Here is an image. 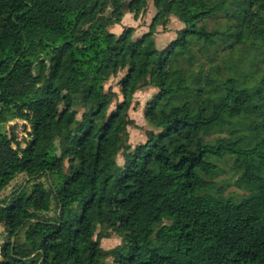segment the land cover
<instances>
[{
	"label": "trees",
	"instance_id": "trees-1",
	"mask_svg": "<svg viewBox=\"0 0 264 264\" xmlns=\"http://www.w3.org/2000/svg\"><path fill=\"white\" fill-rule=\"evenodd\" d=\"M0 223V264H264V0H0Z\"/></svg>",
	"mask_w": 264,
	"mask_h": 264
},
{
	"label": "rangeland",
	"instance_id": "rangeland-1",
	"mask_svg": "<svg viewBox=\"0 0 264 264\" xmlns=\"http://www.w3.org/2000/svg\"><path fill=\"white\" fill-rule=\"evenodd\" d=\"M145 15H134V20L132 23L123 24L121 22L122 28L125 26H133L135 28L136 36L143 34L150 30V25L153 22L151 19L145 20ZM131 24V25H130ZM133 24V25H132ZM125 25V26H124ZM178 22L174 19H170L167 26L158 25L156 27V37L158 46L162 47L167 45L171 39L176 36V31L179 29ZM119 77L112 78L109 82L106 83V88L108 89L110 86L113 87L114 90L120 92V86L118 84ZM156 91L154 87H148L143 90L138 91L135 94L133 103L129 109L130 116L136 121V125H131L129 127V133L126 137L125 145L129 147L130 145H134L140 141H143L146 138V130L152 129L151 125L148 123L147 119L144 116V108L147 101L151 98L152 94ZM122 98V96H121ZM26 121L21 119H15L9 122L6 125L7 132L10 134L14 133L19 140L22 141L23 145H25V138L28 136V129L25 126ZM119 162H123L122 154L119 155L118 158ZM29 181V176L26 174H19L9 186H7L2 191V196L10 195L14 190L18 189L21 185L27 184ZM234 187H231L233 189ZM5 235V225L4 223H0V245L2 247L3 237ZM97 237L101 239L102 245L105 248H110L115 246L116 244L121 242V237L116 232H111V234H107L102 232L101 230L98 231L96 234ZM109 264H113V260L109 258Z\"/></svg>",
	"mask_w": 264,
	"mask_h": 264
},
{
	"label": "crops",
	"instance_id": "crops-1",
	"mask_svg": "<svg viewBox=\"0 0 264 264\" xmlns=\"http://www.w3.org/2000/svg\"><path fill=\"white\" fill-rule=\"evenodd\" d=\"M155 12H156V9H155V7H154V4H153V2H151L150 3V5H149V8H148V11H147V13H145V14H142L143 16L145 15V20L147 19H153V17H154V14H155ZM134 18V13H131V12H128V13H126L125 14V16L123 17V19H122V21L121 22H123V24H127V23H132V21L134 20L133 19ZM172 19H174V20H176L177 22H178V27L177 28H180V27H182L183 26V24L177 19V18H175L174 16H172ZM121 23H118V24H115V25H113L112 26V30L114 31V32H116V33H120V32H122V30L124 29V28H122V26L120 25ZM131 25V24H130ZM133 25V24H132ZM125 26V25H124ZM136 34V33H135ZM155 36H156V33H155ZM157 38V37H156Z\"/></svg>",
	"mask_w": 264,
	"mask_h": 264
},
{
	"label": "water",
	"instance_id": "water-1",
	"mask_svg": "<svg viewBox=\"0 0 264 264\" xmlns=\"http://www.w3.org/2000/svg\"><path fill=\"white\" fill-rule=\"evenodd\" d=\"M1 249H2V247H1V245H0V253H1ZM0 259H2V258L0 257Z\"/></svg>",
	"mask_w": 264,
	"mask_h": 264
}]
</instances>
